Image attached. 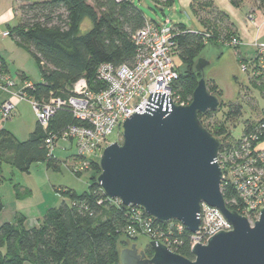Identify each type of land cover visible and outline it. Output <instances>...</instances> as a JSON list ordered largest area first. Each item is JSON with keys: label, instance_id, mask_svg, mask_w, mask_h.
I'll return each instance as SVG.
<instances>
[{"label": "trees", "instance_id": "1", "mask_svg": "<svg viewBox=\"0 0 264 264\" xmlns=\"http://www.w3.org/2000/svg\"><path fill=\"white\" fill-rule=\"evenodd\" d=\"M163 6L171 0H155ZM264 5V0H257ZM19 22L8 25L9 35L24 48L36 62L41 81L25 88L27 95L38 100L66 99L72 85L85 78L91 89L102 87L96 80L100 63L132 65L136 46L132 36L147 21L133 0H15ZM191 11L205 27L204 31H189L184 23L173 25L177 34L176 54L181 62L178 77L171 85L173 96L187 104L198 81L194 64L207 42H216L220 35L230 39L236 36L227 15L211 0H192ZM84 20L89 28L81 31ZM204 32H210L205 38ZM0 70L6 63L0 56ZM218 98L219 90H209ZM213 91V92H212ZM222 103L220 104V106ZM214 111L198 115L210 117ZM241 114L239 104H230L226 118ZM202 123V122H201ZM85 124L77 119L69 107L60 106L50 117L46 129L36 121L34 129L24 140H18L4 128L0 129L1 165L28 173L31 165L44 162L47 169H58L60 161L49 154L45 138L58 134L69 125ZM203 126L215 137L226 134L219 122L214 129ZM122 133V132H121ZM99 158L91 159L92 172L88 190L78 194L72 189L56 192L60 202L49 207L37 225L25 226V216L16 213L12 221L0 224V264H119L120 249L133 238L123 230L130 223L129 207H122L118 199H109L96 181L100 173ZM75 175L80 176L81 173ZM224 200L234 197L232 187L221 184ZM228 208H233L227 203ZM4 204L0 195V213ZM177 223V220L173 221ZM160 227H166L159 223ZM190 233L185 227L177 235L172 251L193 259L190 251ZM173 236L176 233H172ZM136 238V237H135ZM151 255V251L148 252Z\"/></svg>", "mask_w": 264, "mask_h": 264}, {"label": "water", "instance_id": "2", "mask_svg": "<svg viewBox=\"0 0 264 264\" xmlns=\"http://www.w3.org/2000/svg\"><path fill=\"white\" fill-rule=\"evenodd\" d=\"M227 49L205 44L194 64L201 76L190 103L175 104L167 92L149 93L145 110L122 121V142L102 147L96 181L109 199H118L125 208L138 206L159 223L177 220L194 233L204 202L219 209L231 229L218 230L204 244L196 242L190 249L193 259L150 239V257L132 243L120 249V264H264V207L250 225L226 206L216 160L220 141L198 117L220 106L206 78Z\"/></svg>", "mask_w": 264, "mask_h": 264}, {"label": "built area", "instance_id": "3", "mask_svg": "<svg viewBox=\"0 0 264 264\" xmlns=\"http://www.w3.org/2000/svg\"><path fill=\"white\" fill-rule=\"evenodd\" d=\"M252 12V11H251ZM252 19V14H248ZM177 31L166 17L162 23L147 20L144 26L132 36L136 46L135 60L132 65L125 63L114 65L100 63L96 69V80L102 87L91 89L85 78L78 79L66 99L49 98L38 101L27 95L25 88L32 87L24 81L18 90H9L16 85L0 70V89L10 92L17 100L26 99L31 103L37 122L43 129L47 128L50 117L60 106H67L73 115L85 124L69 125L58 134H50L45 143L52 153L55 142L59 139L69 140L75 144L76 154L70 157L68 168L73 173H81L91 159L99 158L102 147L110 143V136L116 130L122 132V121L134 111L143 112L149 93L167 92L175 104L171 85L178 77L177 65ZM0 35L9 36L8 31ZM210 32H204L205 38ZM230 47L236 48L240 40L236 36L230 39L218 38ZM254 54L250 58L239 59L241 72L248 74V81L264 98V43L253 42ZM250 98V97H249ZM184 105V103H178ZM15 101L7 99L0 103V121L10 119L15 108ZM0 122V123H1ZM1 126V125H0ZM220 147L217 163L222 170L221 184L234 190V197L224 200L239 214L245 216L250 225L258 219L260 209L264 207V107L258 110L255 120L244 123L242 134L232 139L229 132L218 138ZM120 202V201H119ZM130 223L123 232L131 237L145 236L160 241L170 250L177 243V235L183 224L174 220L163 223L146 214L138 206H128ZM228 207V206H227ZM199 229L190 236V249L196 243H206L207 239L218 230H230L231 225L222 212L202 202L199 214ZM176 221V220H175ZM176 233L175 236L172 233Z\"/></svg>", "mask_w": 264, "mask_h": 264}, {"label": "rangeland", "instance_id": "4", "mask_svg": "<svg viewBox=\"0 0 264 264\" xmlns=\"http://www.w3.org/2000/svg\"><path fill=\"white\" fill-rule=\"evenodd\" d=\"M133 1L143 12L146 20L162 23L164 18L168 17L171 24L177 22H183L187 26L197 24L194 16L188 10L179 9L177 5L171 8L163 6L162 3L156 2L155 0ZM251 3L253 6L257 5L255 0H251ZM89 26L90 22L84 20L81 25V31L84 32ZM5 40L10 41L11 38H5ZM216 44L219 46H227L222 42ZM19 52L20 57L14 55L16 56L14 60L23 63L24 67L28 70V81L32 84L40 82L41 76L36 62L24 48L20 47ZM174 61L178 67H181L178 56L174 57ZM16 64L17 61L10 66L11 80L17 85L12 87L14 90L23 83L20 77L16 75ZM200 76L201 74H198V78ZM206 86L208 91L214 89L220 91L219 100L222 105L210 117H202L200 122L212 130L216 122L222 123L230 133L232 139L239 138L242 134L244 123L247 120H255L258 110L264 107V98L250 84L248 74L240 71L239 65L235 60V54L230 46L207 71ZM4 97H7L5 92L0 90V100ZM176 100L177 104L180 103L178 98ZM17 102L12 117L3 122L0 121V125L14 130L17 138L26 139L33 130L37 119L31 103L28 100L23 99ZM230 104H239L241 106V114L233 119L226 118ZM110 140V143L114 141L121 143L122 133L117 134L115 130L111 134ZM52 154L54 158L60 161L57 170L47 169L44 162L33 163L28 173L12 168L6 163L1 165L2 179L0 180V195L4 208L0 213V224L4 221L12 220L14 209L17 206L24 210H27L29 207L31 209L30 212H33L36 204L42 203L41 200L45 198L50 200L49 197H55L53 196V194H56L55 189H72L78 194L88 190L91 177L90 172H92L90 168L87 167L82 170L80 176L75 175L76 173H73L68 168V164L71 163L70 157L76 154L75 144L69 140L59 139L55 142ZM58 195H60L59 192ZM148 240L150 239L145 236H138L133 238L125 247L135 243L138 249L141 250L147 246ZM25 264L30 263L26 262Z\"/></svg>", "mask_w": 264, "mask_h": 264}, {"label": "crops", "instance_id": "5", "mask_svg": "<svg viewBox=\"0 0 264 264\" xmlns=\"http://www.w3.org/2000/svg\"><path fill=\"white\" fill-rule=\"evenodd\" d=\"M211 1L215 8H217L219 11L227 15L229 21L233 24L235 35H237L240 40V44L238 45V47L236 48L230 47L233 49V52L235 54L236 63H239V59H241L242 57L243 58L252 57L254 54V48L252 46V43L255 41L264 43V5H260L257 0H255L257 4L255 6L252 5L251 0H211ZM191 2L192 0H171V2L165 6L174 8L177 5L179 9L188 10L194 16L195 18L194 20H196L197 24H194L193 26H187L184 23L186 29L189 31H204L205 27L203 26V24H201L198 21V18L191 11L190 8ZM15 7H16L15 0H0V30L1 31H8V25L13 26L19 22V16L15 11ZM250 13L252 14V19L248 18V14ZM172 24L175 25L176 23H172ZM5 38H11V40L6 41ZM207 43H211V42H207ZM214 43H219V42L216 41ZM19 50H20V46L16 44V42L10 35L9 36L0 35V56L6 63V71L4 73L11 79L10 66H12L13 63H16L17 61L16 75L17 77H20L22 82H24V81H28L29 78L28 70L24 67L23 63L19 62L18 60H14V57L16 56L20 57ZM208 75L210 74L208 73ZM19 88L20 87L18 86L17 89ZM9 90L13 92L15 91L13 88H9ZM4 92L7 97L2 98L0 100V103H2L7 99H11L12 101H15L17 105L18 103L17 101L19 100L14 98L10 94V92L8 91H4ZM1 128L6 129L17 138L14 130L5 128V126L2 125L0 126V129ZM17 139L24 140L19 138ZM56 194H53V196H55L53 198L49 197L50 200H47L48 198L41 200L42 203L36 204V207H34L33 212H30L31 209H29V207L27 210H24L23 208H19L17 206V208L14 209V213L11 219L13 220L15 214L19 213L25 216V223H24L25 226L31 227L37 225L39 219L44 215L45 211L49 207L56 206L60 202L62 197L58 195L57 192Z\"/></svg>", "mask_w": 264, "mask_h": 264}, {"label": "flooded vegetation", "instance_id": "6", "mask_svg": "<svg viewBox=\"0 0 264 264\" xmlns=\"http://www.w3.org/2000/svg\"><path fill=\"white\" fill-rule=\"evenodd\" d=\"M140 250V249H139ZM141 250H143L144 251V253H145V255L147 256V257H150L151 255H149L148 254V252H150V249H149V247L148 246H145L143 249H141Z\"/></svg>", "mask_w": 264, "mask_h": 264}]
</instances>
